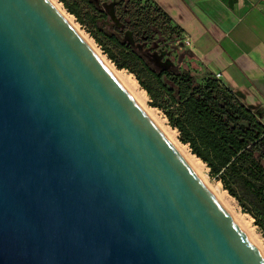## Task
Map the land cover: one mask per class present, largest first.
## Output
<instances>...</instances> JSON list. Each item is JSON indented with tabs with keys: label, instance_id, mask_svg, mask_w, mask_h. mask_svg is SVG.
Returning a JSON list of instances; mask_svg holds the SVG:
<instances>
[{
	"label": "water",
	"instance_id": "95a60500",
	"mask_svg": "<svg viewBox=\"0 0 264 264\" xmlns=\"http://www.w3.org/2000/svg\"><path fill=\"white\" fill-rule=\"evenodd\" d=\"M0 264H264L49 0H0Z\"/></svg>",
	"mask_w": 264,
	"mask_h": 264
},
{
	"label": "trees",
	"instance_id": "16d2710c",
	"mask_svg": "<svg viewBox=\"0 0 264 264\" xmlns=\"http://www.w3.org/2000/svg\"><path fill=\"white\" fill-rule=\"evenodd\" d=\"M58 1L85 26L109 59L136 76L154 107L168 109L165 115L179 141L208 167L223 189L234 198L238 192L249 198L255 209L250 215L264 235V113L258 115L257 109L249 108L212 74L200 83L187 73L157 68L149 61L143 49L157 36V20L171 24L182 35L152 0H145L152 12L138 10L132 0L119 4ZM104 22L114 26L108 29ZM239 201L245 205L240 197Z\"/></svg>",
	"mask_w": 264,
	"mask_h": 264
},
{
	"label": "crops",
	"instance_id": "0c3cea01",
	"mask_svg": "<svg viewBox=\"0 0 264 264\" xmlns=\"http://www.w3.org/2000/svg\"><path fill=\"white\" fill-rule=\"evenodd\" d=\"M182 30L205 72L264 113V0H152Z\"/></svg>",
	"mask_w": 264,
	"mask_h": 264
},
{
	"label": "rangeland",
	"instance_id": "374dc122",
	"mask_svg": "<svg viewBox=\"0 0 264 264\" xmlns=\"http://www.w3.org/2000/svg\"><path fill=\"white\" fill-rule=\"evenodd\" d=\"M123 1V2H122ZM126 0H112V3H125ZM133 5L139 10L151 11V6L145 2V0H132ZM49 2L53 5V7L58 11V13L67 21V23L77 32V34L85 41V43L91 48V50L95 53L98 59L103 63V65L113 74L115 78H117L116 74L120 71H125L126 74L130 75L133 80L136 81L138 90L143 95H145L144 104L140 105L135 101L133 96L122 86L121 82L117 78V81L121 84V86L130 94V96L134 99L137 105L141 108V110L147 115V117L153 122V124L161 131V133L168 137L169 143L175 148V150L183 157L178 146H186L188 148V152L191 156H194L189 147L187 145L182 144L179 141L178 133L174 130L165 115L166 110H162L160 108L154 107L152 105L153 101L147 95V93L141 88L139 82L136 79V76L130 73L126 69L119 68V66L113 62L107 54L103 51V49L96 43V41L91 37L88 33L85 26L79 24L76 19L70 15L62 6V4L58 0H49ZM125 7V5H122ZM153 17H156L155 14ZM158 19V18H157ZM108 29L114 26L111 22H104ZM156 32L157 36H155L152 42H148L144 45L143 53L149 59V61L157 68H167L172 69L175 72L179 73H187L195 81L202 83L206 77L209 76V73L202 70L199 66V62L195 58L194 54L191 52L189 46L186 44V39L183 35H181L177 30L171 26V24H167L164 20L156 21ZM145 82L146 79H143ZM164 132V133H163ZM169 132H174L175 139H171L168 135ZM198 159V158H196ZM199 160V159H198ZM186 161V160H185ZM200 161V160H199ZM187 162V161H186ZM201 168L202 171L200 173L193 172L197 175V177L201 180L203 185L209 190V192L213 195V197L217 200V202L223 207V209L229 214L232 220L235 222L236 226L245 234L250 243L260 252L262 257L264 258V235L262 234L260 228L256 226L255 219L250 215V212L255 213V209L251 205H249V198L238 192V198H234L228 194L226 190L223 189L221 182L214 176L211 175L208 167L202 162ZM188 164V163H187ZM189 165V164H188ZM220 188L222 192H225L226 201L230 203L229 207H225L221 204V202L217 199L215 188ZM240 199L245 203L242 206ZM244 218L245 222L248 224V229H244L237 224L239 218Z\"/></svg>",
	"mask_w": 264,
	"mask_h": 264
},
{
	"label": "bare ground",
	"instance_id": "6f19581e",
	"mask_svg": "<svg viewBox=\"0 0 264 264\" xmlns=\"http://www.w3.org/2000/svg\"><path fill=\"white\" fill-rule=\"evenodd\" d=\"M116 76L119 79V81L121 82L122 86L133 96L135 101L137 103H139L140 105L144 104L145 95H143L141 92H139L136 81L133 80V78L130 75L126 74L125 71L117 72ZM168 136L171 139L172 138L175 139L174 132H169ZM166 138L168 139L167 136H166ZM178 148H179L181 154L184 156V158L187 161V163L189 164V166L195 172L200 173L202 171L200 161L198 159H196V157L190 155V153L188 152V148L186 146L181 145V146H178ZM215 190L217 191L216 197L221 202V204L223 206H225V207H229L230 203L228 201H226L225 192H222L220 190V188H218V187L215 188ZM237 224L239 226H241L242 228H244V229H248V227H249L248 224L245 222L244 218H239L238 221H237Z\"/></svg>",
	"mask_w": 264,
	"mask_h": 264
},
{
	"label": "built area",
	"instance_id": "2783aa9c",
	"mask_svg": "<svg viewBox=\"0 0 264 264\" xmlns=\"http://www.w3.org/2000/svg\"><path fill=\"white\" fill-rule=\"evenodd\" d=\"M186 44H187V45L189 44V42H188L187 39H186ZM215 77H216L217 79H219V75H215Z\"/></svg>",
	"mask_w": 264,
	"mask_h": 264
}]
</instances>
